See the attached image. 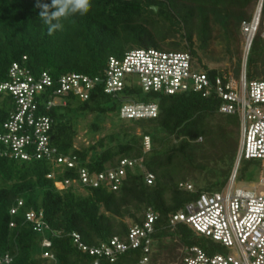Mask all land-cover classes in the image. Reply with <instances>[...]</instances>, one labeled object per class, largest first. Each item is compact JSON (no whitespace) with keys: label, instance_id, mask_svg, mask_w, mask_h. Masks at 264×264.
<instances>
[{"label":"trees","instance_id":"16d2710c","mask_svg":"<svg viewBox=\"0 0 264 264\" xmlns=\"http://www.w3.org/2000/svg\"><path fill=\"white\" fill-rule=\"evenodd\" d=\"M258 1L90 0L85 13L61 18L62 27L50 33L39 18L36 0H0V84L9 81L14 63L23 64L34 76L47 72L54 79L69 74L94 77L104 72L110 58L121 59L131 50L188 53L193 60L216 43L236 57L241 74L242 24L252 20ZM229 72L200 73L213 79ZM246 79L264 82V40L260 33L247 56ZM141 93L140 87L127 86L114 97L98 87L85 102L69 94L63 98L65 106L50 109L45 106L47 95H43L38 114L52 121L51 145L62 155L76 157L78 168L90 174L103 173L117 170L125 159L142 160V167L126 168L116 191L76 185L58 191L55 181L77 180L78 168H55L45 159L16 161L0 153V260L8 256L9 264H139L144 257L142 250L117 255L111 262L83 251L73 235L89 249L110 245L114 238L125 242L130 229L141 226L149 210L159 216L150 264L176 259L162 260L170 250L166 242L173 235L181 249L213 248L211 241L185 225L170 227L169 221L202 194L225 188L239 150V118L221 114V101L215 95L149 92L141 99ZM124 98L157 105V117L122 119ZM13 109L12 96L0 93V126ZM80 117H90L86 135L90 133L87 138L91 142L77 147ZM144 138L150 139L148 151ZM245 162L263 170L261 161ZM52 172L57 173L54 180L47 178ZM149 174L154 176L151 185L146 182ZM180 184H189L193 190L182 189ZM19 201L23 205L17 208ZM14 208L17 212L11 215ZM28 212H42L49 231L43 235L34 232L26 221ZM44 239L50 242L49 248L42 246ZM37 245L50 257L38 258Z\"/></svg>","mask_w":264,"mask_h":264},{"label":"built area","instance_id":"2783aa9c","mask_svg":"<svg viewBox=\"0 0 264 264\" xmlns=\"http://www.w3.org/2000/svg\"><path fill=\"white\" fill-rule=\"evenodd\" d=\"M244 56L239 80L231 72L211 79L207 74L192 68V57L188 53L162 52L157 50H131L121 59L110 58L104 72L98 76L69 74L54 79L47 72L38 76L20 63H14L9 70V81L0 84V93H7L14 100V109L9 118L0 126L1 156L11 160L30 162L45 159L55 168L77 169L74 156L62 155L51 145L52 121L39 115L40 100L47 95L48 109L66 102L65 96L72 94L79 100H89L90 94L100 87L107 95L120 96L130 81L136 79V87L144 93L174 95L184 92L200 93L203 97L215 95L220 101L219 112L237 116L240 121V145L236 164L229 182L218 193L202 194L195 202L187 204L169 221L170 227L179 224L191 229L197 236L212 242V249L201 247L182 248L178 264H264V177L259 185L237 188L238 168L242 161H261L264 171V82H247L246 61L254 38L260 33L264 40V0H259L250 22L242 24ZM26 60V58H24ZM120 117L124 120L156 118L158 107L124 98ZM145 150H150V139L144 138ZM142 160H122L117 170L90 174L78 168L77 180L55 181L58 191L76 185L83 188L108 187L118 190L126 175V168L133 169ZM142 167L141 165H139ZM56 172L47 175L55 179ZM153 175L146 176L151 185ZM180 188L192 191L189 184ZM258 188H263L260 191ZM23 205L18 202V207ZM17 208L11 210L15 215ZM158 214L149 210L141 226L130 229L128 238L122 242L114 238L110 245L89 249L80 243V237L73 235L74 242L97 258L106 257L113 262L117 255L130 250H142L143 259L139 264H150V250ZM26 221L33 231L45 234L49 231L42 212L26 214ZM13 224H11V227ZM44 248L50 247L47 239ZM44 258H49L48 252ZM6 256L0 264H9ZM94 264H98V261Z\"/></svg>","mask_w":264,"mask_h":264},{"label":"rangeland","instance_id":"374dc122","mask_svg":"<svg viewBox=\"0 0 264 264\" xmlns=\"http://www.w3.org/2000/svg\"><path fill=\"white\" fill-rule=\"evenodd\" d=\"M220 46L217 45V43L213 46V48L209 49L206 52H199L198 57L193 59L192 61V68L193 70L197 72H203V71H209V70H229L231 74L239 80L240 74L237 64V59L235 56L228 55L225 51L222 49H219ZM244 50V49H243ZM136 79H132L130 81L131 84L136 87ZM147 97V93H141L140 98L145 99ZM140 101V100H138ZM145 101V100H144ZM143 102V100L141 101ZM79 120V136L77 138L76 146L80 147L81 145H89L91 140L87 138V136H91L90 133L87 131V123L88 119H84V117H80ZM84 119V120H83ZM111 121V118L109 119ZM107 121V129L110 127V121ZM87 131V133H86ZM264 177V171L261 169V167L254 166L253 168L247 166V163L245 161H242L240 163V166L238 168V176L236 180L237 188H250L252 186L259 185V182L261 178ZM0 187L1 181H0ZM260 191L263 190V188H258ZM168 244V249L166 253L163 254L162 260H171L174 257V261H169V263L166 261V264H178L179 258L181 256V248L178 245V240L176 239V236L173 235L170 239L166 242ZM43 247L40 245H37V257L42 258L43 256ZM173 257V258H172ZM162 264H164V261H161ZM160 261L157 262V264H161Z\"/></svg>","mask_w":264,"mask_h":264},{"label":"clouds","instance_id":"9594fccd","mask_svg":"<svg viewBox=\"0 0 264 264\" xmlns=\"http://www.w3.org/2000/svg\"><path fill=\"white\" fill-rule=\"evenodd\" d=\"M40 20L49 26V32L62 27L60 19L73 14L85 13L90 0H36Z\"/></svg>","mask_w":264,"mask_h":264},{"label":"water","instance_id":"95a60500","mask_svg":"<svg viewBox=\"0 0 264 264\" xmlns=\"http://www.w3.org/2000/svg\"><path fill=\"white\" fill-rule=\"evenodd\" d=\"M155 11H157V8H155Z\"/></svg>","mask_w":264,"mask_h":264}]
</instances>
